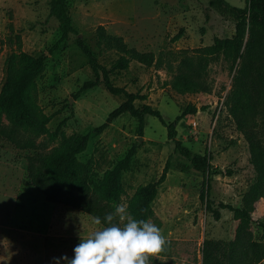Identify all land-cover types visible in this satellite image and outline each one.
I'll return each instance as SVG.
<instances>
[{"label":"rangeland","instance_id":"1","mask_svg":"<svg viewBox=\"0 0 264 264\" xmlns=\"http://www.w3.org/2000/svg\"><path fill=\"white\" fill-rule=\"evenodd\" d=\"M52 1L0 0V90L6 81V58L19 43L32 55L44 54L34 97L49 116L46 130L34 136L35 147H16L0 137V264H55L54 257L72 258L80 235L104 227L78 208L47 201L27 177V154L48 152L85 133L86 149L77 156L87 166L91 186L134 147L120 178L123 193L117 203L127 209L137 188L143 187L144 197V187L168 165L147 221L160 227L171 243L152 264H201L205 240L216 242L221 251L235 240L236 264H264V67L259 80L241 58L231 66L222 54L202 50L215 38L234 33V13L221 0H66L74 30L60 39ZM224 1L240 8L249 5V0ZM98 25L104 27L103 40L97 37ZM179 32L178 39L171 40ZM119 36L128 47L151 51L154 58L149 64L130 59L126 68L109 73L112 83L146 94L134 105L150 104L166 122L184 112L175 125V139L191 152L206 155L219 169L208 180L209 197L220 209L218 220L199 197L203 172L175 149L157 117L146 114L140 121L125 112L94 132L125 97L110 93L101 77L97 84L81 88L95 75L76 39L81 37L110 68L120 57L115 47ZM256 43L252 49L260 47L264 54V30ZM177 72L204 81L205 91L178 92L169 81ZM188 105H195L196 112ZM220 204L238 208L242 217ZM222 260L227 263V258Z\"/></svg>","mask_w":264,"mask_h":264},{"label":"trees","instance_id":"2","mask_svg":"<svg viewBox=\"0 0 264 264\" xmlns=\"http://www.w3.org/2000/svg\"><path fill=\"white\" fill-rule=\"evenodd\" d=\"M221 2L236 17L234 33L229 37L215 38L210 45L202 50L207 55L222 54L230 60L231 66L236 63L237 58H241L247 70L262 80L263 49L259 47L257 50L256 47V51H254L252 47L257 45L256 41L264 30V0H249V5L245 8L230 5L224 0ZM51 10L60 20V39H64L74 30L67 12L66 0H53ZM245 22L248 25L249 38L244 42ZM96 33L99 40L104 39L105 30L102 25L97 26ZM179 35L180 32L175 34L171 40H177ZM76 41L95 75L94 80L85 81L81 88L84 89L97 84L101 77L104 86L110 93L122 94L125 97L117 107L109 112L106 119L94 128V132L100 133L114 118L125 112L137 117L140 121L146 114L157 117L166 127L167 137L174 140L175 149L192 164L194 169L203 172L204 178L199 197L205 207L211 211L213 218L218 220L221 213L220 209L213 206L209 197L208 180L209 176L218 173L219 169L210 162V158L206 155L191 152L181 141L175 139V125L183 117L184 112L176 115L173 121L166 122L160 110L153 108L150 104L144 103L141 107L134 105L136 99L145 100L146 94L129 92L122 86L114 85L110 79L109 73L112 70L126 68L130 59L149 64L152 62L154 54L151 51H138L133 47H128L122 37L119 36L115 39V47L119 51L120 57L110 68H106L98 61L91 47L81 37H77ZM45 60L44 54L35 56L22 50L20 43L17 49L6 58V81L0 90V137L16 147H35L34 136L46 130L45 125L49 121V116L39 109L34 97L37 87L36 77L44 70ZM167 69L168 71L171 70L169 64ZM181 74L182 72H177L169 80L178 92L205 91L204 81L191 75L183 76ZM202 108L204 109V106ZM187 109L190 112H196L197 107L188 105ZM57 133L58 129L50 132V138H54ZM88 139V133L77 134L67 145L55 147L45 153L27 154V177L47 201L78 208L93 218L99 216L102 221L101 224L105 227L107 225L103 218L106 213L114 211V205L118 203L123 193L120 178L123 171L129 168L130 159L134 155L135 149L134 147L129 148L112 168L104 171L101 181L91 186L88 182L87 166L77 156L86 149ZM258 166L261 167L259 163ZM167 167L166 164L155 182L148 183L144 187L146 190L144 197L140 196L143 187L137 188L131 197L128 203V211L133 218L147 220L153 215L150 204L156 196L157 186L165 179ZM220 207H229L234 210L237 216L242 217V211L238 208H231L227 204H220ZM236 250L235 240L228 242L227 251L219 250L216 242L205 240L202 245L201 264H236ZM223 257L227 258V263H223Z\"/></svg>","mask_w":264,"mask_h":264},{"label":"clouds","instance_id":"3","mask_svg":"<svg viewBox=\"0 0 264 264\" xmlns=\"http://www.w3.org/2000/svg\"><path fill=\"white\" fill-rule=\"evenodd\" d=\"M105 227L82 237L74 247V255L54 257L55 264H152L160 260L167 250V240L160 227L144 220L135 219L124 204L114 205V211L104 216ZM94 217L96 225L101 224Z\"/></svg>","mask_w":264,"mask_h":264}]
</instances>
